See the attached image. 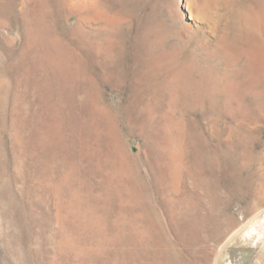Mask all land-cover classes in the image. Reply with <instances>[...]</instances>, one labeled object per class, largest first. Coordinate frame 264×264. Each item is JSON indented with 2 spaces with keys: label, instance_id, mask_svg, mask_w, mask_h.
<instances>
[{
  "label": "rangeland",
  "instance_id": "rangeland-1",
  "mask_svg": "<svg viewBox=\"0 0 264 264\" xmlns=\"http://www.w3.org/2000/svg\"><path fill=\"white\" fill-rule=\"evenodd\" d=\"M0 264H264V0H0Z\"/></svg>",
  "mask_w": 264,
  "mask_h": 264
}]
</instances>
